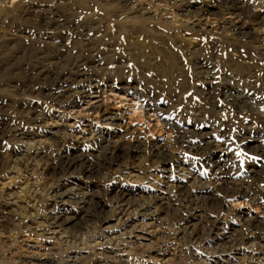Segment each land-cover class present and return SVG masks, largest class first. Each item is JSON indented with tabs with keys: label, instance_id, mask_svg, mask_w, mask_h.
I'll use <instances>...</instances> for the list:
<instances>
[{
	"label": "rangeland",
	"instance_id": "1",
	"mask_svg": "<svg viewBox=\"0 0 264 264\" xmlns=\"http://www.w3.org/2000/svg\"><path fill=\"white\" fill-rule=\"evenodd\" d=\"M119 1L0 0V264H264V0Z\"/></svg>",
	"mask_w": 264,
	"mask_h": 264
},
{
	"label": "bare ground",
	"instance_id": "2",
	"mask_svg": "<svg viewBox=\"0 0 264 264\" xmlns=\"http://www.w3.org/2000/svg\"><path fill=\"white\" fill-rule=\"evenodd\" d=\"M216 1V3H218L219 4V7L221 8H225L227 11H228V13H234V11L235 12H238V14H242V16L244 17V18H240V19H246V20H248V21H252L253 19H255V18H252V13H251V15H249L248 13L247 14H245V12L247 11V9H244V8H242V7H240L239 5H238V3H237V0H215ZM119 2H121V3H125L126 2V0H120ZM188 7V6H187ZM190 7V6H189ZM248 7V6H247ZM190 8H193V9H190ZM190 8H185L187 11H188V13L187 14H189V11H191V13L193 14V12L194 13H196V14H198V15H201L202 13H209V11H208V9H206L204 6H193V7H190ZM246 10V11H245ZM237 14V15H238ZM245 14V15H244ZM195 16V15H194ZM241 16V15H240ZM256 17V16H255ZM236 19V18H235ZM239 19V20H240ZM257 19V18H256ZM54 21H53V23L54 24H56V25H59L60 23H61V21H62V18H54L53 19ZM238 20V21H239ZM254 21V20H253ZM226 26H224L223 28H227V29H231V30H233V31H235V33L236 34H239V36H241V37H243V38H246V39H248V38H250L248 35H247V33L238 25V23L237 22H232V23H230V22H228V23H226L225 24ZM80 27V26H79ZM80 32V31H79ZM234 33V32H233ZM41 59V58H40ZM35 64V63H34ZM31 69V68H30ZM33 69V68H32ZM43 70V69H42ZM39 72V71H38ZM41 72V71H40ZM39 72V73H40ZM29 74V73H28ZM79 78H82L83 76L82 75H79L78 76ZM63 77H61V78H58V80L59 79H62ZM56 79V78H55ZM64 79V78H63ZM49 80V79H48ZM51 80V79H50ZM57 80V79H56ZM70 80H71V78H70ZM77 80V79H76ZM81 80V79H80ZM79 80V81H80ZM60 82H61V86H58V88H59V91H57L56 93H55V97L54 98H57V99H55L56 101H59V104H61L60 103V101L62 100V97H65L67 94H69L70 92H73L74 90L72 89V87L73 86H75V84H71V85H69L68 87V90H64L63 89V87L67 84V83H65L66 82V79H64L63 81L62 80H60ZM73 83V82H72ZM80 87H81V83L79 82V84H78ZM82 91V90H81ZM52 92V91H51ZM54 94V93H53ZM73 93H71V95H72ZM49 99H51V98H49ZM60 99V100H59ZM69 102H71V103H74V101H75V99H74V97H68V98H66ZM71 100V101H70ZM66 102V101H65ZM91 106H93V105H91ZM90 108H92V107H90ZM93 108H95V106H93ZM50 127V126H49ZM51 128V127H50ZM61 137V136H60ZM101 139V138H100ZM61 139L59 138L58 139V141H60ZM64 140V139H63ZM75 140V139H74ZM105 140V139H104ZM107 140V139H106ZM57 141V142H58ZM258 141V140H257ZM63 143H64V141H62ZM65 142H67V139H66V141ZM104 142V141H103ZM114 142V141H113ZM199 142V141H198ZM210 143V142H209ZM66 144V143H65ZM61 145H62V143H61ZM113 144L111 143V141L110 140H107L104 144H102V146H101V150L99 149V153H98V155L97 156H99L98 157V159L100 158V157H105V156H107V157H115V155H120L119 153L123 150V149H126V150H129V151H136V150H138V145H137V143L136 144H131V146H129V147H124L123 145H122V143H120L119 145H113ZM213 145V144H212ZM203 146H207L208 147V143L206 144V145H203ZM199 147V146H198ZM202 148V147H201ZM200 148V149H201ZM208 148H210V147H208ZM207 148V149H208ZM212 148V147H211ZM154 149V148H153ZM204 149V148H203ZM206 149V148H205ZM213 149V148H212ZM139 151V150H138ZM37 152V151H36ZM45 152V151H44ZM124 152V151H123ZM41 153V152H40ZM124 153H126V152H124ZM32 154V153H31ZM31 154H29V152L27 153V155H31ZM46 155V154H45ZM85 155V154H84ZM153 155L156 157V159L158 158H162V156L164 155V152H163V150H161L159 147H155V149H154V153H153ZM39 157V155H38V153H35V154H32L31 156H30V158L31 159H33V160H35V159H37ZM77 157V156H76ZM29 158V159H30ZM81 158V157H80ZM118 158V157H117ZM151 158V157H150ZM61 159V160H60ZM60 159H58L59 160V162L58 163H56V165L55 166H68V167H72L73 166V164L75 163V162H78L79 161V159L77 158H74V157H71V158H64V159H62V157L60 158ZM104 159V158H103ZM113 159V158H112ZM155 159V158H154ZM48 163V162H47ZM89 164V168L92 166V165H90V163H88ZM86 165V164H85ZM95 167V166H94ZM85 168H87V167H85ZM51 169L54 171L56 168L54 167V166H51ZM84 170V169H83ZM87 170H88V168H87ZM89 171H91L90 169H89ZM186 171V170H185ZM85 172V171H84ZM51 174V173H50ZM218 174H220L219 176H218ZM222 174H225V173H223L222 172V170H221V172L219 171V173H217L216 175H215V177L217 176V179L218 180H216L217 181V183H216V186L214 187L217 191H220L221 193H234V190L233 189H231L230 187H226L227 186V184H226V181L225 180H227L226 179V177H225V175H222ZM229 174V173H228ZM223 176V177H222ZM215 181V182H216ZM214 182V181H213ZM229 184H230V182H229ZM228 184V185H229ZM226 185V186H225ZM231 185V184H230ZM229 188L231 189V190H229ZM237 189V188H236ZM243 191V190H242ZM245 193V192H244ZM241 194V193H240ZM65 195H67L66 193H65ZM64 195V196H65ZM84 195V194H83ZM86 195V194H85ZM231 195V194H230ZM235 195V194H234ZM82 196V195H81ZM55 197V196H54ZM87 197H89V196H87ZM84 199H85V202L87 201V198H86V196H82V198H81V201L83 202V203H85L84 202ZM158 200V199H157ZM162 201V199H159L158 200V202H159V204H160V202ZM184 201H189V197L188 196H185L184 197ZM88 203V202H87ZM162 203H164V202H162ZM86 204V203H85ZM195 205V204H194ZM141 207V206H140ZM144 207V206H143ZM136 208V207H135ZM129 209V208H128ZM182 209V208H181ZM135 210H137L138 211V213L140 214L139 216H145V219L146 218H148V219H151L152 218V216H151V214H146V215H142V214H144L143 213V209H139L138 207L135 209ZM192 211L193 212H197V211H199V210H197V208H193L192 209ZM60 212H58V211H56V210H53L51 213H50V215H51V222H50V226H52V229H62L63 227H66V226H68L69 224H70V221H72V219H69L68 217H65V216H63V215H60L59 214ZM134 214H135V212H134ZM136 215H138L137 213H136ZM122 216H124V218H125V216H127V215H125L124 214V212H123V215ZM129 216V215H128ZM151 217V218H150ZM134 219V218H133ZM186 222V221H185ZM194 230V229H193ZM150 231V230H149ZM152 233V232H151ZM242 234V233H241ZM202 235V234H201ZM233 236V235H232ZM245 236V235H244ZM234 237V236H233ZM227 238V239H225V241H224V243L227 245V244H229L230 246H231V248H234V246H236L237 247V245H238V240L237 239H235V238ZM239 237V239H241L240 238V236H238ZM119 239V238H118ZM198 239V238H197ZM119 243V242H118ZM223 243V242H222ZM241 243H242V241H241ZM100 244V243H99ZM102 244V243H101ZM239 247V246H238ZM223 248V247H222ZM228 248H230V247H228ZM229 250V249H228ZM238 249H236V251H237ZM216 251V250H215ZM222 251V250H221ZM234 251V250H233ZM222 253V252H221ZM259 261H260V257L259 258H257ZM77 260V259H76ZM73 261H75V260H73ZM46 262V261H45ZM50 262V261H49ZM70 263V262H69ZM242 264V263H241Z\"/></svg>",
	"mask_w": 264,
	"mask_h": 264
}]
</instances>
